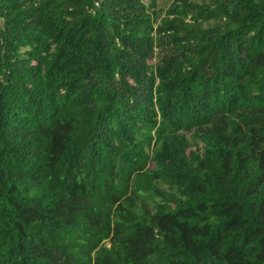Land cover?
<instances>
[{
  "label": "trees",
  "instance_id": "trees-1",
  "mask_svg": "<svg viewBox=\"0 0 264 264\" xmlns=\"http://www.w3.org/2000/svg\"><path fill=\"white\" fill-rule=\"evenodd\" d=\"M0 264H264V0H0Z\"/></svg>",
  "mask_w": 264,
  "mask_h": 264
},
{
  "label": "rangeland",
  "instance_id": "rangeland-1",
  "mask_svg": "<svg viewBox=\"0 0 264 264\" xmlns=\"http://www.w3.org/2000/svg\"><path fill=\"white\" fill-rule=\"evenodd\" d=\"M171 0H158V7L160 10H165L169 6Z\"/></svg>",
  "mask_w": 264,
  "mask_h": 264
}]
</instances>
